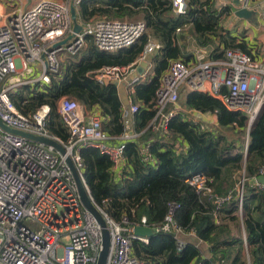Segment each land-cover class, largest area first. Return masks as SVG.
<instances>
[{
  "label": "trees",
  "instance_id": "obj_1",
  "mask_svg": "<svg viewBox=\"0 0 264 264\" xmlns=\"http://www.w3.org/2000/svg\"><path fill=\"white\" fill-rule=\"evenodd\" d=\"M185 3L184 14H179L174 0H82L78 6L82 24L98 19L142 20L144 35L133 46L115 52L99 50L87 36L80 52L61 63L51 84L33 90L22 87L11 94L12 102L25 115L49 106L47 131L64 142L70 130L59 110L63 97L77 100L89 111H100L103 130L120 137L126 131L127 106L119 88L113 82L100 84L88 74L129 66L140 59L150 41H157L162 48L152 58L153 78L133 85L127 94L139 106L133 128L144 132L154 118L161 77L172 61L184 59L179 45L183 31L203 45L212 44L214 60H224L226 50L252 56L257 52L245 32L234 35L225 28L224 20L232 16L231 4ZM180 106L169 122L168 140L156 130L127 146L126 166L119 177L114 176L112 160L100 150L81 151L93 203L112 220L127 217L133 225H141L146 217L153 228L161 227L173 213L171 233H156L148 243L133 240V253L143 264H264V189L252 184L264 172V106L252 123L246 114L229 111L221 100L202 92L186 93ZM187 111L217 115L218 128L202 129ZM143 145H149L157 166L142 161ZM199 173L206 176L211 193H200L186 182Z\"/></svg>",
  "mask_w": 264,
  "mask_h": 264
},
{
  "label": "built area",
  "instance_id": "obj_2",
  "mask_svg": "<svg viewBox=\"0 0 264 264\" xmlns=\"http://www.w3.org/2000/svg\"><path fill=\"white\" fill-rule=\"evenodd\" d=\"M81 2L42 0L28 7L25 0H0V120L9 128L58 141L72 158L87 190L83 149L94 148L107 155L113 162L114 176L119 177L126 166L125 153L130 143H139L156 130H160L161 139L170 138L169 122L180 110L186 93L208 94L221 100L229 111L244 113L250 121L256 119L264 106V54L256 52L252 56L239 50H226L224 60L199 53L194 63L185 59L172 61L161 77L154 118L142 133L131 132L139 106L130 99L124 111L126 131L120 137H113L103 130L99 111H89L77 100L63 97L59 110L70 130V138L64 142L51 136L47 131L50 107L43 106L34 114L25 115L14 105L11 94L25 86L33 90L39 84H51L62 63L59 54L77 55L87 36L93 38L99 50L115 52L133 46L146 31L142 20L98 19L88 24L80 22L83 31L59 45L74 33L71 7L78 10ZM251 2L240 0V8L251 10ZM174 4L177 13L184 14L185 0H174ZM3 5L12 11L6 13ZM161 48L159 42L150 41L137 62L104 67L88 76L100 84H126L128 94L133 85L146 79L152 68L140 75L138 66L156 56ZM54 151L0 127V264L97 263L103 249L102 227L83 207L66 156ZM142 161L157 166L149 145L142 146ZM261 174L264 176L263 171ZM186 182L200 193H211L208 180L201 173ZM258 186L264 189V185ZM97 208L111 233L107 264H143L134 255L132 243L133 240L148 243V239L134 235L136 226H148L147 218H142L141 225H133L127 217L117 222ZM172 220L170 212L166 222L155 228L157 233H171ZM27 222L36 228L27 226Z\"/></svg>",
  "mask_w": 264,
  "mask_h": 264
},
{
  "label": "water",
  "instance_id": "obj_3",
  "mask_svg": "<svg viewBox=\"0 0 264 264\" xmlns=\"http://www.w3.org/2000/svg\"><path fill=\"white\" fill-rule=\"evenodd\" d=\"M235 3V15L240 18V19H245L248 21H251L253 23H256V12L254 10L246 9V8H240V0H233ZM71 15H72V20H73V31L74 33L68 37L66 40L62 41L59 43V45H63L67 43L69 40L73 39L76 34H79L83 31V25L80 23L78 19V10L76 7H71ZM153 65V60L152 58L147 59L146 61L142 62L138 68L137 71L140 75H145L147 70L150 68V66ZM114 84L119 88L120 90V95L123 100V103L125 106L130 105V100L128 99L127 95V85L126 84ZM253 121H251L252 123ZM0 127L5 130L6 132H10L13 134H17L19 136L25 137L31 141H35L38 143H42L46 145L47 147H52L55 149L53 152L56 154L59 152L62 156H66V163L70 169V171L73 174V177L76 181L77 187H78V192L80 196L81 203L83 207L91 213L94 218L97 220V222L100 224L102 227V232H103V249L99 255V258L97 260L96 264H107L110 253H111V233L110 230L108 229L107 222L103 216V214L100 212V210L96 207V205L93 203L92 198L79 174V172L76 169V166L70 156H67V150L64 146H62L58 141H56L53 138L50 137H45V136H36L33 134H29L26 132H22L19 130H15L12 128H9L6 126L1 120H0ZM252 184H262L264 185V176L259 177L258 179L252 180ZM157 233L156 229L153 227L149 226H136L134 228V235L137 238H145V239H150Z\"/></svg>",
  "mask_w": 264,
  "mask_h": 264
},
{
  "label": "crops",
  "instance_id": "obj_4",
  "mask_svg": "<svg viewBox=\"0 0 264 264\" xmlns=\"http://www.w3.org/2000/svg\"><path fill=\"white\" fill-rule=\"evenodd\" d=\"M42 0H25L26 6L33 7ZM67 1V0H63ZM231 4L233 7L232 16L228 17L229 24L225 26L226 29L232 31L234 35H239V28L243 27L246 29L244 32L246 41L251 44L254 48L257 49V52L264 54V0H252L251 2V10L256 12V23L251 21L240 19L235 15L236 6L233 0H218V6L223 7L227 6V4ZM243 33V32H242ZM183 38L180 40L179 45L181 48H184L183 56L185 60L190 62H195V59L198 58L199 53L206 54L208 53V57L213 59L212 53L215 50V47L212 44L203 45L201 41L198 40L196 37L191 36L188 31H183ZM206 52V53H205ZM223 51V57H224ZM155 55L151 56L150 58H154ZM153 66V65H152ZM153 68V67H152ZM151 68V69H152ZM129 99V98H128ZM181 109V106H180ZM98 111V110H95ZM100 112V111H99ZM192 119L203 126L218 128V118L217 115L213 114H197L194 111H187ZM134 126V124H133ZM131 132H135L134 128L131 129ZM206 247V245H204Z\"/></svg>",
  "mask_w": 264,
  "mask_h": 264
},
{
  "label": "rangeland",
  "instance_id": "obj_5",
  "mask_svg": "<svg viewBox=\"0 0 264 264\" xmlns=\"http://www.w3.org/2000/svg\"><path fill=\"white\" fill-rule=\"evenodd\" d=\"M228 1V0H227ZM3 6H5L4 8H3V10H5V12L6 13H9V12H11L12 11V8L11 7H9V6H7V5H3ZM229 24V21H228V19H225L224 20V25H228ZM246 29H244L243 27H241V28H239V32H244ZM247 31V30H246ZM206 53V52H205ZM207 55H208V53H206ZM70 55H68V54H66V53H63V54H59V59H61L62 60V62H64V60L65 59H67L68 57H69ZM62 65V64H61ZM154 66V65H153ZM152 66V67H153ZM37 74H35V75H33V76H36ZM153 75H154V67L151 69V70H149L148 71V73H147V77H146V81L147 82H149L152 78H153ZM32 78H34V77H32ZM144 80V81H145ZM26 225L27 226H32V227H34V228H36V226L35 225H33L32 223H29V222H27L26 223ZM63 243H64V240H63Z\"/></svg>",
  "mask_w": 264,
  "mask_h": 264
}]
</instances>
